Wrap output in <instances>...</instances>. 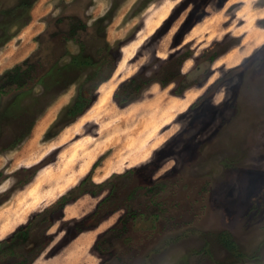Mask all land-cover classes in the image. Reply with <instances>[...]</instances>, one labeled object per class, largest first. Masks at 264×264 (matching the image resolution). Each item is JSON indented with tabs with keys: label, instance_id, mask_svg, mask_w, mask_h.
I'll return each mask as SVG.
<instances>
[{
	"label": "rangeland",
	"instance_id": "obj_1",
	"mask_svg": "<svg viewBox=\"0 0 264 264\" xmlns=\"http://www.w3.org/2000/svg\"><path fill=\"white\" fill-rule=\"evenodd\" d=\"M108 12L104 38L88 48L117 46L116 68L91 107L63 125L86 75L36 108L35 78L79 51L71 19L89 26ZM30 16L12 39L32 49L23 60L36 77L24 71L21 80L35 94L18 99L32 108L22 121L3 125L0 242L88 178L97 192H75L32 220L38 251L24 264H264V0H36ZM131 78L136 86L117 91ZM0 89L1 108L20 91L4 77Z\"/></svg>",
	"mask_w": 264,
	"mask_h": 264
},
{
	"label": "trees",
	"instance_id": "obj_2",
	"mask_svg": "<svg viewBox=\"0 0 264 264\" xmlns=\"http://www.w3.org/2000/svg\"><path fill=\"white\" fill-rule=\"evenodd\" d=\"M12 1L13 4H7L8 2ZM35 1L36 0H0V48L3 47L10 39H12L15 36V33L21 27L29 23L31 19L30 10ZM110 18L111 13L108 12L98 17L96 20H94L92 25L89 26L80 19L76 21H70L67 34H69L70 37H75L76 34L80 33L81 38L78 40L80 49L77 53L70 55L69 60L66 62L62 63L59 59H56L42 74L36 77V65L33 62L31 63L29 58L23 60L21 63L15 65L11 69L6 70L1 75L0 78L4 77L8 80V82H10V84H16L20 91L16 93L15 98H13V100H11L10 103H8L4 108L0 107V138L2 137L4 124L19 120L22 121L21 116L25 113H30L32 109L29 105H24L18 101L19 97L27 94L34 96L35 94L34 86H31L26 90H22L24 83L21 80V74L24 71L31 70L33 72L32 79L36 77L35 82L37 84H41L43 88L42 94L39 96L36 95L37 97H34L35 101L33 102V106L35 108L39 99L40 101L42 99L46 100L48 95L52 92H55V96L60 95L69 87V85L77 83L82 75V77L86 75L83 80L79 82L77 93L73 101L68 103L62 109L61 117H64L65 119L62 122L64 123L63 125L73 122L91 107L93 102L96 100V92L99 85L111 77L119 58V48L117 46L110 45L107 41L104 42L102 39V44L96 48L98 50L94 51L97 52V54L98 51H100V54H93V51H90L88 48L89 40L94 38H104ZM58 21L61 22V18ZM188 22L189 17L185 20L183 26H192L191 24L188 25ZM188 56L189 54H185L184 56L179 57L177 62L182 63ZM215 57L216 55H212L209 58V61H213ZM132 80L133 78L129 79L126 83H122L117 91ZM167 81L168 80H164L162 83ZM146 84L147 82H144L143 85ZM4 93L5 91L0 89V94ZM117 94L118 92L115 93V96H117ZM48 103L49 102H47L46 105H48ZM35 120L36 116L32 117L30 120L28 119L24 130L28 135L35 123ZM55 123L53 124L50 132H48V137H51L50 134H52V129L56 127L57 123ZM23 139H25V137H18L16 140H14V142H12V144L9 145V147H14ZM87 180L88 178H84L78 186L70 189L65 194L60 196L53 204L45 208L42 212L36 214L34 218H39L41 222L45 221L47 217H50L51 214L56 210L62 209L66 204L73 201L76 197L73 195L75 192H78V194L89 191L93 193L97 192L94 190L92 191L90 188H86L85 182ZM110 182L111 180L107 181L106 183ZM101 186L102 185L100 184L98 187ZM33 219L20 226L9 238L0 242V255L4 256L5 258V260L2 262L0 261V263L5 262L6 264H19V261L17 262V260H14L16 248L20 250L19 255L22 259L20 264H24L27 260L30 262L33 259H28L26 256V250L31 245L30 238L32 237L31 229L33 228ZM72 227L75 231H79L82 229L83 224H81V221H73ZM226 241L227 239L225 242Z\"/></svg>",
	"mask_w": 264,
	"mask_h": 264
},
{
	"label": "crops",
	"instance_id": "obj_3",
	"mask_svg": "<svg viewBox=\"0 0 264 264\" xmlns=\"http://www.w3.org/2000/svg\"><path fill=\"white\" fill-rule=\"evenodd\" d=\"M30 25L31 23H29V25L27 26H30ZM21 37L22 36H18L17 38L12 39L4 46V48L0 49V58L4 57L6 58L5 60H7L6 63L4 64L5 65L4 69L0 70V73H2V71L6 69H9L15 64L19 63L21 60L27 57L29 53L31 52L32 49H30L29 52H25L22 50V48L24 47V42L21 41ZM12 43L15 49L12 48L11 50ZM1 65H3V62L0 60V66Z\"/></svg>",
	"mask_w": 264,
	"mask_h": 264
},
{
	"label": "flooded vegetation",
	"instance_id": "obj_4",
	"mask_svg": "<svg viewBox=\"0 0 264 264\" xmlns=\"http://www.w3.org/2000/svg\"><path fill=\"white\" fill-rule=\"evenodd\" d=\"M80 18H76V20H79ZM61 20L63 21V19L61 18ZM72 21H74L75 19H71ZM75 20V21H76ZM81 20V19H80ZM84 22V21H83ZM88 25V24H87ZM67 31H68V28H67ZM9 69H11V68H9ZM8 70V69H7ZM6 71V70H5ZM3 74V73H2ZM1 74V75H2ZM136 82H137V79L136 78H133V80L131 81V82H129L128 84H126L125 85V87H130V88H132L133 86H136ZM138 206H140V205H138ZM138 206L136 207V208H138ZM139 209H140V207H139ZM139 209H131V210H129V212H128V214H127V217H131V218H133L134 217V215L133 214H135L136 213V210H139ZM224 238V237H223ZM33 238L31 237L30 238V241H31V245L28 247V249L26 250V256L28 257V259H31V258H33V254L34 253H36L37 251H38V244H37V242H33ZM225 241V240H224ZM233 242V241H232ZM223 244H226V242H224ZM37 254V253H36ZM35 255V254H34Z\"/></svg>",
	"mask_w": 264,
	"mask_h": 264
}]
</instances>
